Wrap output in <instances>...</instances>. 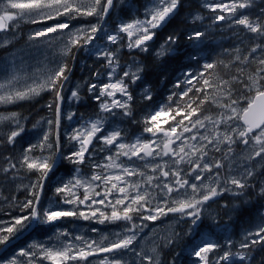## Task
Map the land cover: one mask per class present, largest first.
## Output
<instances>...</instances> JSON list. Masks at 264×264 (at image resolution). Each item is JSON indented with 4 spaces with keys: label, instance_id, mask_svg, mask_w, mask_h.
Masks as SVG:
<instances>
[{
    "label": "snow or ice",
    "instance_id": "6c2138e0",
    "mask_svg": "<svg viewBox=\"0 0 264 264\" xmlns=\"http://www.w3.org/2000/svg\"><path fill=\"white\" fill-rule=\"evenodd\" d=\"M183 6L184 0H149L136 15L140 9L125 0H0V47H11L23 35L22 22L48 21L53 23L31 32L27 42L60 45L58 60L28 65L23 51L12 52L0 68V104L49 92L46 107L53 117L42 118L47 127L16 154L18 139L28 132L26 118L15 111L0 113V149L13 148L9 155L0 151V184L25 193L21 199L0 192V248L45 225L55 229L46 240L0 256V264H181V257L184 264H253L256 252L264 251V0H199L181 21L191 27L174 29L153 52L165 80L168 61L178 56L196 65L183 71L159 101L144 83L147 65L136 56L122 64L121 54L152 50L157 33ZM118 7L132 15L109 26ZM84 18L95 22L77 23ZM224 28L233 47L212 56L211 34ZM182 36L197 55L183 51ZM204 49L208 56L202 55ZM80 51L101 64L92 74L96 83L86 82L97 104L88 117L63 110L74 66L68 61ZM139 85L144 114L137 120L132 89ZM69 99H82L79 86ZM205 102L217 111L205 114ZM74 118L76 127L62 130V121ZM126 120L142 126L131 140L121 126ZM40 125L37 121L32 128ZM65 141L76 150L65 153ZM65 161L72 174L57 180L56 199L45 201L46 187ZM84 165L89 175L82 172ZM225 195L229 200L220 208L228 221L221 224L219 212L207 209ZM170 215L186 229L150 228ZM68 218L121 227L93 239L57 227ZM241 221L243 234L236 241L230 224ZM99 254L104 256L97 260Z\"/></svg>",
    "mask_w": 264,
    "mask_h": 264
},
{
    "label": "trees",
    "instance_id": "16d2710c",
    "mask_svg": "<svg viewBox=\"0 0 264 264\" xmlns=\"http://www.w3.org/2000/svg\"><path fill=\"white\" fill-rule=\"evenodd\" d=\"M144 1L145 0H131V4L133 5H139V6H144ZM199 0H184V6L180 9V14L173 20L171 21L167 26H166V31L168 33H171L174 29L176 28H187V27H191L190 25H183L181 24V21L183 19V17L191 10H195L197 8ZM133 5V7H134ZM117 14L119 15V17H123L125 19H129L132 15V12H130L127 9H122L119 8L117 10ZM117 19L113 17V14L111 17H109V24L113 23V21H115ZM86 22H94L92 20H90V18H84L83 19ZM25 26L20 27V31L25 30ZM222 34V32H218L217 30L214 31L211 35L213 37V41L214 43L212 44V48H214V51L211 52L212 56H216L218 53L221 52L222 48H231L233 47V43L231 42L230 38L229 39H224L223 37L220 38V35ZM229 34V32L227 33ZM216 40V41H215ZM180 45L181 47H186L188 46L187 52L191 51L193 55H197V53L191 49V47L188 45V42L186 40V38L184 36L181 37L180 40ZM191 49V50H190ZM193 51L195 53H193ZM153 50H150L148 53H137V52H133L131 54H129L128 51H124L122 53L121 56H125V57H130L135 55L136 58L138 60H142L148 67V71L144 77V83L151 85L152 89H154L155 91V99L162 101L163 97L167 95V93L171 90L172 88V83L175 82V80L177 79V77L183 78L181 76V73L185 70H187L188 67H192L195 68L196 65L194 63H191L186 56L181 55L178 56L177 58L168 61V65H169V72H168V77L167 80H165L163 77H160L158 75V72L156 70V65H157V61L155 60V57L153 55ZM202 55L204 56H208L209 55V49H204L202 52ZM76 58L75 61L69 60L68 63L70 66H73V76H71V79H82L84 78L85 75L89 76V83H93L94 81H96L93 78V73L101 68V64L96 63V58L95 57H91L89 58V56L87 54H84L83 51H80L76 54ZM223 59L227 60L228 57L227 56H223ZM190 62V63H189ZM202 63V61H201ZM251 67V66H250ZM141 87H143V85H139V86H133V94H134V99L136 101L135 105H134V119L139 120L140 117L144 114L142 111V102L140 100V89ZM211 91V90H209ZM52 99V93L49 92H45L43 94H41L40 96L32 99V100H28L22 103L17 104L15 107L13 106L11 110H14L15 112L20 113L23 117H25L26 119L24 120V123L26 124V127L28 129L27 134H25L22 138H19L16 145H15V153L18 154L22 148L24 146H26L27 142L29 141H35V134L38 133L40 131L41 126H43L44 128L47 127L46 123L44 122V120H42V118L48 119V118H53L52 114L49 112L48 108L46 107L47 103L49 102V100ZM87 101V103H86ZM205 113L211 111H217V109L210 103V102H205V105L203 106ZM97 109V104L94 100L91 99L90 94L86 91L84 93V99L83 102H81L78 106V112L82 113L85 117H88L90 114H93ZM37 121H41V125L38 126L36 129L32 128V125L35 124ZM133 127L135 129L136 132H141L142 131V126L139 124H134L133 123ZM63 130V129H62ZM69 145H67L66 141L64 144V148L63 151L65 153H67L69 151ZM0 151L4 152V155H9L13 153V148L12 146H8L7 149H0ZM59 170L57 171L55 177H53V179L49 182L48 186L46 187L45 190V201H47L50 197L54 196V188L56 186V181L60 180L62 178V176H67L70 175L72 173H70L68 170L73 169V166L70 164H67V162H64V166H59L58 168ZM23 173L20 174L21 177H23ZM35 177H29L28 179H24L23 183H28L29 179H34ZM21 181L18 179L16 181V183H20ZM0 192H2V194L4 196H9L12 194H15L16 196L20 197L21 199H23V197L25 196V193L23 191H14L12 190V186L11 185H2L0 184ZM251 203L253 205H256L257 203V197L254 196V193L252 194V201ZM45 229L48 228L46 225L43 226ZM243 229H244V223L238 222L235 224H232V226L230 227L231 233H232V239L239 241L242 238V234H243ZM178 231H183L182 229H179ZM27 236H29V234H27L26 236H22L18 241H14L12 245L10 246H16L21 244L26 238ZM22 241V242H21ZM8 249H2L0 248V256L2 257H6V253H7ZM235 250V249H234ZM175 251H179V249H175ZM165 258L169 259L171 258L170 255H168V251H165ZM256 258L253 262V264H259L260 262V258L262 256H264V251H257L255 254ZM181 264H184L183 261V257H181Z\"/></svg>",
    "mask_w": 264,
    "mask_h": 264
},
{
    "label": "rangeland",
    "instance_id": "374dc122",
    "mask_svg": "<svg viewBox=\"0 0 264 264\" xmlns=\"http://www.w3.org/2000/svg\"><path fill=\"white\" fill-rule=\"evenodd\" d=\"M127 2H128V0H125V3H127ZM116 17L117 18L119 17V15L117 13L115 15V18ZM51 23H53V22L51 21L49 24H43V23L38 24V25L32 24L30 29L28 28L27 31L25 32V34H23V36H17L16 39L14 40L12 46L9 47L10 49L7 47L9 51H3L2 52V56L0 57V68L4 67V65L2 63L3 59L5 57H8L12 52L23 51V53L25 54V57L27 58V64L28 65H35L36 61L44 60L45 58H47L48 61L58 60L59 56H60V45L58 43H56L55 41H54V46L51 48L46 46V44H44V42H35L34 44H29L27 42V36L29 35V33L33 32L35 30H38L40 28L49 26ZM77 23L78 24H85V23H82L80 21H78ZM21 24H24V23L22 22ZM109 26H111V23L109 24ZM27 32H29V33H27ZM18 37H20L21 39ZM22 37H23V39H22ZM24 37H26V38H24ZM0 48L5 49V47H0ZM124 51H128V50L125 49ZM83 53L86 54V52H84V51H83ZM126 62H128V63L131 62V56L130 57L121 56V63L123 64ZM89 79H90L89 76L85 75L84 78L81 79L83 81H78L77 83L72 82L70 87L66 88L65 94L68 95V97H70L71 91L75 90L77 88V86H79V95L82 98V90H84V88L86 87L84 82H87ZM104 79H106V77H104ZM71 80H74V79L70 78L69 81H71ZM79 101L69 99V106L66 110V113L68 111L76 112V105L78 104ZM7 106H9V105L0 104V107H3V108L7 107ZM4 112L5 111H0V113H4ZM214 112H216V111H214ZM65 122L67 123L66 129L69 131L71 130V128L76 127V119L75 118L73 121H68L65 119ZM75 150H76L75 147H72V151H75ZM81 170L86 175L90 174V170H89L87 165L82 166ZM178 225H177L176 218L170 215L167 218H163L162 220L157 221L155 224L150 225V228H155L157 230V232H163L164 230L170 229L172 227H175V230H177ZM57 227L67 228L71 232H73V234H85V235L89 236L90 238L99 239V236L101 234L119 231L121 226L119 224H99L94 220L86 221V220L79 219V220L75 221V223H72L69 225L63 223L62 225L57 226ZM91 228H97L99 231L97 233H92L90 231ZM149 230L150 229H146L145 231L148 232ZM42 231L35 232L26 242L22 243L21 245L14 246L12 249H10L7 252L8 254H6V257H10L12 254H14L16 251H18V249L20 247H26L27 244L31 243L33 240H37V241L46 240L48 236H51L54 234L55 229L50 228L44 234L42 233ZM103 256H104V254H99V256L97 257V260L102 259Z\"/></svg>",
    "mask_w": 264,
    "mask_h": 264
},
{
    "label": "flooded vegetation",
    "instance_id": "af4514ba",
    "mask_svg": "<svg viewBox=\"0 0 264 264\" xmlns=\"http://www.w3.org/2000/svg\"><path fill=\"white\" fill-rule=\"evenodd\" d=\"M166 27L164 28V29H162V30H160L158 33H157V39H156V41H155V43H154V45H153V47H152V50H153V52H154V50H155V48H157L158 46H159V44H161V43H158L157 42V40L159 39V38H163V39H165L170 33H168L166 30ZM158 43V44H157ZM153 52H150V53H153ZM74 70V69H73ZM71 76H73V71H72V73H71ZM70 87V86H69ZM153 92L155 93V91H154V89H153ZM126 123V121L124 122V124ZM124 128V127H123ZM125 129H127V131H128V134H129V139L131 140L132 138H133V133H131V127L130 126H128V127H125ZM237 151H240V149H237ZM224 198H229L227 195H225L224 196ZM224 202L226 201V200H223ZM224 202H222V201H217L216 203H212V204H210L209 205V207H208V209H207V211L208 212H211V213H213V214H215V213H217V212H223V211H226V210H223V209H221L220 208V205L221 204H223Z\"/></svg>",
    "mask_w": 264,
    "mask_h": 264
},
{
    "label": "bare ground",
    "instance_id": "6f19581e",
    "mask_svg": "<svg viewBox=\"0 0 264 264\" xmlns=\"http://www.w3.org/2000/svg\"><path fill=\"white\" fill-rule=\"evenodd\" d=\"M30 29V28H29ZM24 31V30H23ZM30 31V30H29ZM27 33H29V32H27ZM30 34V33H29ZM23 36V35H22ZM25 36V35H24ZM18 38H20V37H18ZM24 38H26V37H24ZM21 39V38H20ZM22 39H23V37H22ZM19 42V41H18ZM5 48H7V47H5ZM9 48V47H8ZM187 48H188V46H187ZM186 48V49H187ZM182 49H184V48H182ZM191 50V49H190ZM184 52H187V50H183ZM193 53H195L194 51H193ZM190 63V62H189ZM254 196H255V194H254ZM22 242V241H21ZM166 251V250H165ZM166 253V252H165ZM6 254H8V253H6ZM165 255V254H164ZM169 255V254H168ZM8 256V255H7ZM167 259V258H166ZM168 259H169V257H168Z\"/></svg>",
    "mask_w": 264,
    "mask_h": 264
}]
</instances>
